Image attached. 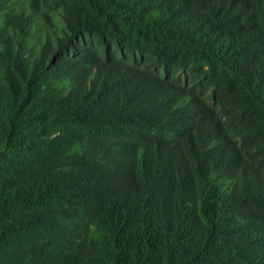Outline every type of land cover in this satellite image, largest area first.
I'll list each match as a JSON object with an SVG mask.
<instances>
[{
	"label": "trees",
	"instance_id": "1",
	"mask_svg": "<svg viewBox=\"0 0 264 264\" xmlns=\"http://www.w3.org/2000/svg\"><path fill=\"white\" fill-rule=\"evenodd\" d=\"M0 264H264V0H0Z\"/></svg>",
	"mask_w": 264,
	"mask_h": 264
}]
</instances>
